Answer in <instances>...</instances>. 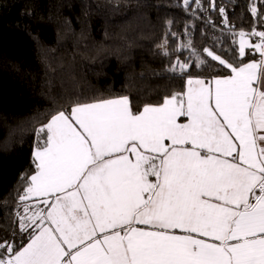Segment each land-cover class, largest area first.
Wrapping results in <instances>:
<instances>
[{"label": "snow or ice", "instance_id": "1", "mask_svg": "<svg viewBox=\"0 0 264 264\" xmlns=\"http://www.w3.org/2000/svg\"><path fill=\"white\" fill-rule=\"evenodd\" d=\"M248 35L239 56L259 61L205 49L230 74L186 93L76 97L40 122L19 200L48 210L17 213L30 239L0 264H264V31Z\"/></svg>", "mask_w": 264, "mask_h": 264}, {"label": "trees", "instance_id": "2", "mask_svg": "<svg viewBox=\"0 0 264 264\" xmlns=\"http://www.w3.org/2000/svg\"><path fill=\"white\" fill-rule=\"evenodd\" d=\"M252 7L264 14V0H0V243L30 239L17 213L40 122L76 97L128 95L141 109L188 79L230 74L205 49L256 59L238 45L240 32L264 31Z\"/></svg>", "mask_w": 264, "mask_h": 264}, {"label": "crops", "instance_id": "3", "mask_svg": "<svg viewBox=\"0 0 264 264\" xmlns=\"http://www.w3.org/2000/svg\"><path fill=\"white\" fill-rule=\"evenodd\" d=\"M245 36H246V39H249V43H250V44H254V43L259 42V41H257V42H252V39H251L249 36H247V35H245ZM238 45H239V38H238ZM247 49H250V48H246V49H245V52H246ZM251 49H253L254 53L257 54V58L254 59V60L259 61V60L261 59V57H260V53L257 52V51H255L254 48H251ZM250 62H251V61H250ZM186 90H187V89H186ZM185 93H186V92H185ZM184 99L186 100V95H185ZM180 121H182V122H186V118L181 117V118H180ZM25 205H29V206L31 207V210H32V211H36V210H38L39 208H43L45 211L48 210V206H47V205H44V204H41L39 198H32L31 200H25V203H24V205H23V211H24V206H25ZM22 214H23V212H22ZM141 227H144V226H141Z\"/></svg>", "mask_w": 264, "mask_h": 264}]
</instances>
